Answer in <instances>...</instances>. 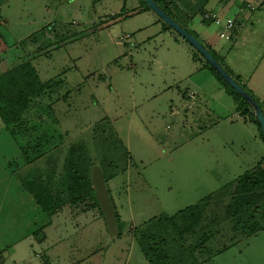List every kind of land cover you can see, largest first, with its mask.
<instances>
[{
	"label": "rangeland",
	"instance_id": "obj_1",
	"mask_svg": "<svg viewBox=\"0 0 264 264\" xmlns=\"http://www.w3.org/2000/svg\"><path fill=\"white\" fill-rule=\"evenodd\" d=\"M92 1L0 3V35L14 49L1 56L0 72L22 63L25 53L34 56L44 83L30 97L20 124L7 128L0 119V264H30L25 260L32 253L41 264H150L143 250L155 264H264V230L248 232V217L256 213L230 218L223 204L204 201L195 213L203 217L197 234L182 237L186 221L176 216L251 171L264 158L261 144L229 119L218 125L212 114L205 125L194 126L188 112L177 118L167 109L154 113L163 96L155 102L145 97L148 71L127 68L120 58L115 42L121 28L85 23ZM113 6L109 15L117 12ZM103 10L96 6L94 18ZM116 15L102 23L122 17ZM107 123L133 158L126 172L108 183L122 223L113 240L90 200L52 216L38 204L48 190L51 199L43 203L56 202L62 191L56 183L72 145L85 143L101 162L95 129ZM255 219L264 225L259 214Z\"/></svg>",
	"mask_w": 264,
	"mask_h": 264
},
{
	"label": "crops",
	"instance_id": "obj_2",
	"mask_svg": "<svg viewBox=\"0 0 264 264\" xmlns=\"http://www.w3.org/2000/svg\"><path fill=\"white\" fill-rule=\"evenodd\" d=\"M197 4L198 0H174L171 10L181 23L223 60L225 67L234 77L241 78L243 85L264 105V0H210L206 10L212 17L219 16L224 21L236 20L231 41L221 38L223 27L217 26L214 21L205 22L204 18L196 13ZM128 5L132 9L128 8ZM96 6L104 8L101 19L100 16L94 18V15H97ZM111 6L117 7V12L109 15L107 9ZM141 6V0H100L98 3L93 0L89 7L93 14L88 13L85 23L92 25L94 21H101L103 28L108 30L121 28V37L115 42L120 47V58L125 61L127 68L135 70L138 67L148 71L143 83V87L146 86L145 97L155 102L163 96L155 104L153 112L158 114L163 112L159 109H167L166 111L175 118L183 112H188L191 114L189 124L193 123L194 126L205 125L204 118L211 114L217 117L218 125L229 119L232 125H240L252 135L254 140L261 144V153H264V141L258 126L241 115L233 98L204 63L196 59L193 51L171 30H166L156 14H129L134 9H141ZM124 7L126 13L120 19L102 23L119 14ZM135 75H138L137 71ZM169 92V96H164ZM137 98L145 102L142 95ZM217 124H214L213 128ZM128 151L130 152L129 148ZM26 257L27 263L30 261V264H33L34 261L41 264L33 253Z\"/></svg>",
	"mask_w": 264,
	"mask_h": 264
},
{
	"label": "trees",
	"instance_id": "obj_3",
	"mask_svg": "<svg viewBox=\"0 0 264 264\" xmlns=\"http://www.w3.org/2000/svg\"><path fill=\"white\" fill-rule=\"evenodd\" d=\"M2 1L3 0H0V3ZM99 1L100 0H94V3H98ZM154 1L169 16L175 19L183 28H185L189 33L194 35L199 40L196 34L191 32L188 27L181 23V21L173 14L171 10V5L174 3V0ZM209 2L210 0H198V4L195 7L197 8L196 13L198 12L200 16L204 18L205 22L214 21V17H212L206 10V5ZM141 5V9H134L131 11V14H135L137 12L154 13L149 8L145 0H141ZM125 13L126 8L124 7L118 14V17L125 15ZM158 20L159 22L163 23L164 28L166 30H172V28L165 24L160 18ZM199 41L207 48V45L204 44L203 41ZM5 45L6 42L0 35V46H3V48L6 49L0 51V66H2V69L3 65H1V62L3 58L1 59V56L5 55L4 53H7L8 51L11 53L13 52L12 50H14H11V48L6 47ZM207 49L212 54V56L220 62V64L226 69V71L231 76H233L225 67L223 60L219 58L211 49ZM194 52L196 51L194 50ZM23 54L25 56V60H23L22 63H17L16 65L8 68L7 70H1L0 72V119L7 128L20 124L24 114L30 108V97L32 95L40 93L41 90L44 89V83L41 81L39 74L32 63L34 56L32 55L30 57L25 53ZM194 56L198 61L204 63V66L209 69V71L214 75V77L225 88L226 92L233 98L237 105V109L241 113V115L249 118V120H251L258 126L260 136L264 141V135L262 134L261 126L257 121L255 113L251 106L239 93H237L230 85L226 83V81L210 66V64L199 53L196 52ZM4 67H6V65H4ZM233 78L260 104L264 112V105L254 96V94L245 85H243L241 78L234 76ZM95 137L96 141H98V147L100 148L98 150L101 162L94 161L93 157L90 154L88 146L85 143H81L80 145L75 144L71 146L66 161L64 163L65 165L61 178H59L56 183L57 192L59 191V188L62 189L61 193H59V195H56L55 197L56 202H53L51 204L43 203L46 197H48L49 200L51 199V196H48V194L51 193L49 190L48 192H45V195L43 197L39 198V207H42V209L49 216L54 215L66 206L76 205L77 203L81 204L87 200L92 201V205L90 206L93 208H97L103 215L98 199L95 195V189L93 188L91 183L92 167L96 164L101 165L104 170L106 180L109 183L110 180L126 172L129 162L131 160V156L127 147L125 146L124 142L120 139L113 125L109 123H107L106 125H98V127L95 129ZM263 163L264 158L251 171H248L238 179L234 180L232 183L222 187L213 195L206 196L203 200L200 201V203L189 206L185 210L179 211L176 216L179 218L182 217V221H186V226L184 225V231H182L184 233L180 232V236L182 237L185 233H189L194 236L197 234L195 228L200 225L203 220V217L201 216L200 218H198L195 213L201 212V209L203 208L202 202L204 201H206V204L208 205L211 202H217L220 205L223 204L221 206L223 207L224 212L226 213L224 214L227 215L226 217L237 218L240 216L241 218H243L244 216L249 214V212H254V214L256 213V215L259 214L264 222ZM115 208L117 212L116 205ZM196 210L197 212H194ZM184 213H190L188 219L186 218V216H184ZM243 214L245 215L243 216ZM256 215L252 214L248 217L247 223L249 225L248 232L250 236L256 235L259 231L264 230V225H261L259 222L256 221ZM117 216L120 228V236L122 233V223L118 212ZM170 218H167L166 221L170 222L173 219L172 217ZM225 249L227 248L225 247L223 250ZM143 253L150 264H155V261L153 260L148 251L143 250Z\"/></svg>",
	"mask_w": 264,
	"mask_h": 264
},
{
	"label": "water",
	"instance_id": "obj_4",
	"mask_svg": "<svg viewBox=\"0 0 264 264\" xmlns=\"http://www.w3.org/2000/svg\"><path fill=\"white\" fill-rule=\"evenodd\" d=\"M149 8L169 27L172 28L183 40H185L194 50H196L210 66L239 93L253 109L256 119L261 126L264 135V112L260 104L231 76L226 69L216 60L209 50L191 33L183 28L175 19L169 16L154 0H145ZM91 183L95 189V195L98 199L100 208L106 221L109 238H117L120 234L118 216L112 196L108 188V182L101 165L96 164L91 170Z\"/></svg>",
	"mask_w": 264,
	"mask_h": 264
},
{
	"label": "built area",
	"instance_id": "obj_5",
	"mask_svg": "<svg viewBox=\"0 0 264 264\" xmlns=\"http://www.w3.org/2000/svg\"><path fill=\"white\" fill-rule=\"evenodd\" d=\"M214 17V23L217 26L223 27L224 32L220 35L222 39H225L227 41L232 40L233 30L236 28V20L235 19H228L225 20L222 19L219 16H213Z\"/></svg>",
	"mask_w": 264,
	"mask_h": 264
}]
</instances>
